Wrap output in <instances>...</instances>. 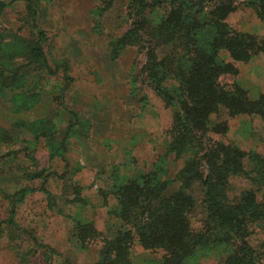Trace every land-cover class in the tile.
Returning <instances> with one entry per match:
<instances>
[{"label":"rangeland","instance_id":"obj_1","mask_svg":"<svg viewBox=\"0 0 264 264\" xmlns=\"http://www.w3.org/2000/svg\"><path fill=\"white\" fill-rule=\"evenodd\" d=\"M27 6L25 0H0V264H94L103 240L78 244L76 224L93 223L112 237L121 223L108 211L117 206L120 185L174 179L182 166L168 151L175 105L162 99L145 72L147 52L157 45L128 35L138 21L132 0H38L34 25L45 33L52 74L23 60L24 46L36 38ZM143 8L151 27L166 16L165 7ZM226 21L237 32L264 38V23L241 0ZM156 52L159 60L171 55L166 46ZM217 60L233 70L220 74L221 87L238 85L251 100L264 96V55L243 63L220 51ZM161 85L176 96V84ZM211 120L228 128L207 134L212 145L264 159L260 118L220 110ZM36 172L47 179L25 178ZM250 188L245 179H233L230 196ZM23 190L27 194L12 209ZM201 215L198 210L192 219L194 229ZM250 231L249 244L261 250L264 222ZM163 255L136 242L130 249L131 264H161ZM220 259L221 251H201L185 264Z\"/></svg>","mask_w":264,"mask_h":264},{"label":"trees","instance_id":"obj_2","mask_svg":"<svg viewBox=\"0 0 264 264\" xmlns=\"http://www.w3.org/2000/svg\"><path fill=\"white\" fill-rule=\"evenodd\" d=\"M25 1L27 22L36 38L24 46L23 60L37 71L52 74L42 47L45 33L34 25L38 0ZM132 1L138 21L128 35L130 39L144 35L157 45L147 52L145 72L162 99L175 105L168 151L182 166L169 182L120 185L117 206L108 211L119 220L120 229L108 238L93 223L76 224L78 244L103 240L94 264H131L134 242L144 250L162 252L161 264H185L201 251H221L220 264H264V242L261 250L248 242L250 228L264 222V159L233 146L212 145L207 136L228 131L224 123L211 120L220 110L230 117L254 116L264 122V96L251 100L238 85L221 87L220 74L233 70L217 60V54L225 51L233 61L247 63L264 55V38L237 32L228 25L226 19L238 0ZM241 3L264 23V0ZM143 6L165 7L166 16L151 27L142 19ZM161 46L169 47L171 55L159 60L155 50ZM166 81L177 85L174 98L161 85ZM25 178L45 181L47 176L36 172L25 173ZM237 178L245 179L251 188L231 198V182ZM26 194V190L19 193L20 198L11 202L12 209ZM198 210L202 212L200 226L194 229L192 219Z\"/></svg>","mask_w":264,"mask_h":264}]
</instances>
